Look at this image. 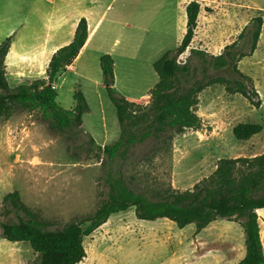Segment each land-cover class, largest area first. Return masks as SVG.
Segmentation results:
<instances>
[{
	"label": "rangeland",
	"instance_id": "obj_1",
	"mask_svg": "<svg viewBox=\"0 0 264 264\" xmlns=\"http://www.w3.org/2000/svg\"><path fill=\"white\" fill-rule=\"evenodd\" d=\"M196 1L201 5L198 24L189 49L178 58L181 64L191 56V63L198 66L190 49L220 55L252 18L261 15L264 19V0ZM131 51L127 53L130 60L116 57L113 89L117 95L136 96L133 102L147 106L148 91L158 82L150 63L156 55L149 48L144 52ZM237 66L251 78L261 100L259 108L251 106L241 94L227 92L222 84L212 85L198 95V129L174 135L170 152L164 154L153 155L156 143L149 138L132 147L124 160L117 159L113 171L121 172L128 181L135 177L129 182L133 189L162 184L184 191L208 178L221 159L263 154L264 24L257 50ZM88 71V81L72 74L61 75L57 81V103L66 110L74 108V94L82 93L79 86H84L85 130L97 141L106 138L109 145L120 137L116 109L104 86L100 64ZM207 73L214 75L212 69ZM8 85L11 89L19 87L10 80ZM240 123H258L263 130L249 141L240 142L232 133ZM89 136L80 127L56 129L39 110L20 106L13 108L10 117L1 118L0 222L15 220L11 208L3 206L4 196L14 191L28 210L26 218L49 229L62 228L94 214L106 199L108 189L102 166L104 156ZM260 215L264 245V212ZM242 221L217 220L196 234L194 225L180 230L167 219L138 220L135 208H130L112 215L84 239L87 256L80 264H238L246 253ZM35 257L29 243L7 241L0 230V264H33Z\"/></svg>",
	"mask_w": 264,
	"mask_h": 264
},
{
	"label": "trees",
	"instance_id": "obj_2",
	"mask_svg": "<svg viewBox=\"0 0 264 264\" xmlns=\"http://www.w3.org/2000/svg\"><path fill=\"white\" fill-rule=\"evenodd\" d=\"M200 11L201 5L196 0L186 5V33L175 50L166 52L154 63L159 80L149 91L150 103L147 106L115 93L114 61L110 55L100 58L106 90L116 109L120 137L114 143L101 147L89 136L90 142L104 156L102 166L108 189L106 199L94 214L62 228L49 229L34 219L26 218L28 210L17 191L4 196L3 206L11 208L15 220L0 222L1 236L10 242L29 243L36 255L33 264L82 263L87 256L84 239L106 224L112 215L130 208H135L138 220L167 219L180 230L194 225L196 234L217 220L244 219L240 225L245 234L246 253L238 264H264L260 215L264 212V153L254 157L221 159L208 178L184 191L162 184L154 188L143 187V190L133 189L129 182L136 180L135 177L128 181L121 172L112 169L117 159L124 160L132 147L145 143L149 138L156 143L153 155L164 154L170 152L174 135L198 129L201 126V118L197 114L198 95L212 85L222 84L227 92L244 96L251 106H261L251 78L242 73L237 64L257 50L263 17L252 18L237 40L227 45L220 55L211 56L190 49V55L197 59L198 66L191 63V56L181 64L178 58L193 41ZM87 37V21L81 19L73 41L52 56L46 72L47 79L33 80L15 89L9 87L6 79L5 57L12 37L6 38L0 44V119L10 117L13 108L20 106L39 110L56 129L82 128V116L87 111L83 94L76 91L75 107L66 110L57 103V90L52 85L57 75L76 60ZM238 41L242 42L239 44ZM210 69L214 75L207 73ZM262 130V125L258 123H240L232 133L237 141L247 142Z\"/></svg>",
	"mask_w": 264,
	"mask_h": 264
},
{
	"label": "crops",
	"instance_id": "obj_3",
	"mask_svg": "<svg viewBox=\"0 0 264 264\" xmlns=\"http://www.w3.org/2000/svg\"><path fill=\"white\" fill-rule=\"evenodd\" d=\"M191 1L0 0V44L12 37L5 57L7 82L10 80L20 86L33 80L47 79L52 56L73 41L81 19L87 21V41L71 66L57 75L53 83L56 90L57 81L64 74L88 81V68L100 64L103 55L112 57L114 76L117 55L130 60L127 53L132 49L144 52L149 48L156 55L150 62L154 65L166 52L181 44L186 33L185 7ZM79 87L85 94L84 86ZM124 97L132 102L138 98ZM81 127L97 145H108L106 138L97 141L85 130L83 123Z\"/></svg>",
	"mask_w": 264,
	"mask_h": 264
},
{
	"label": "built area",
	"instance_id": "obj_4",
	"mask_svg": "<svg viewBox=\"0 0 264 264\" xmlns=\"http://www.w3.org/2000/svg\"><path fill=\"white\" fill-rule=\"evenodd\" d=\"M52 88H53V89H56V87H55L54 85H52Z\"/></svg>",
	"mask_w": 264,
	"mask_h": 264
}]
</instances>
